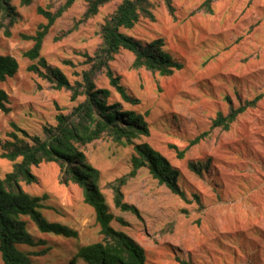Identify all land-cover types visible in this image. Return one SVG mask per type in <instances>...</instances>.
I'll return each mask as SVG.
<instances>
[{
	"label": "rangeland",
	"instance_id": "1",
	"mask_svg": "<svg viewBox=\"0 0 264 264\" xmlns=\"http://www.w3.org/2000/svg\"><path fill=\"white\" fill-rule=\"evenodd\" d=\"M204 1L173 0L176 12L172 17L163 0H153L156 21H145L131 32L146 39H165L166 50L185 64L183 71L161 77L144 69L134 70V56L127 51L110 63L128 93L140 101L136 107L122 102L123 105L143 115L148 113L150 136L135 143H148L178 169L188 198L199 194L204 209L175 196L143 168L122 188L124 202L135 206L140 215L122 212L115 206L110 184L131 171L132 146L123 147L107 135L83 149L88 161L101 173L100 186L110 212L127 223L114 221L112 226L146 250L148 264H179L176 258L196 264L211 254L213 246L220 248L223 241V249L233 246L232 238L237 232L251 227L264 232V99L258 108L240 116L231 131L215 129L188 150L184 159L177 156V151L210 129L218 110L227 111L225 97L238 107L240 99L264 95V0H220L214 3L212 15L198 11ZM12 2L19 18L10 36L6 35L5 25L0 28V55L15 58L20 68L14 78L0 82V89L9 95L11 109L9 114L0 111L2 143L9 140L13 124L30 135L45 138L44 127L55 125L58 113L69 114L83 100L80 97L72 102L69 91H58L54 84L29 72L28 67L36 61L23 56L33 46L24 36L35 35L39 25L47 22L38 14V8L55 13L64 0H35L30 7H21L19 0ZM121 2L107 4L95 18L80 23L86 3L77 0L51 28L41 56L62 69L71 83L81 81L83 71L90 68L86 55L93 57L102 44L100 25ZM1 21L0 15V24ZM95 82L110 89L115 101H121L104 71ZM2 152L0 148V155ZM191 161H210V172L197 177L188 169ZM11 170L12 163L0 158L1 178ZM32 172L39 181L22 183L23 189L32 196L47 195L42 210L46 219L78 232L76 239L42 234L25 217L28 231L51 248L46 256L33 257L34 264H71L80 246L103 238L95 212L84 203L82 189L61 184L57 164L34 166ZM213 177L215 184L210 183ZM219 188L222 191L217 194ZM241 262L250 264L246 259Z\"/></svg>",
	"mask_w": 264,
	"mask_h": 264
},
{
	"label": "trees",
	"instance_id": "2",
	"mask_svg": "<svg viewBox=\"0 0 264 264\" xmlns=\"http://www.w3.org/2000/svg\"><path fill=\"white\" fill-rule=\"evenodd\" d=\"M13 0H0V28L5 25V32L10 36V29L17 23L19 14ZM35 0H19L21 7H30ZM77 0H64V4L55 12L38 8V14L46 19V23L39 25L37 32L32 36H24L33 46L24 53V57L32 62L28 71L54 84L58 91L66 90L71 93V101L83 98L69 114L62 112L55 117V125H47L43 132L45 138L30 135L26 130L13 124L14 131L9 133L5 143L0 140L3 152L1 159L12 163V170L0 176V255L3 264H34V258L46 256L51 250L44 240H37L29 231L24 218H29L42 234H53L67 239H76L78 232L67 225L50 222L42 210L47 195L32 196L27 193L22 183L31 185L39 181L33 174L32 167L42 164L55 163L60 169V182L65 186L71 184L83 191L84 203L90 206L100 226L103 236L100 242L83 245L73 255L71 264H148L146 250L131 236L112 226L114 221L127 225L122 218L115 217L107 205L100 186L101 173L87 159L83 149L89 144L111 136L116 143L123 147L132 146L131 171L110 184L114 193L115 206L122 212H130L139 216L138 209L124 202L122 188L128 180L134 178L138 171L146 168L152 178L159 184L166 186L175 196L188 204H198L203 210L204 204L199 194L193 193L189 199L186 190L182 187L181 172L148 143L136 144L142 137L150 136V127L147 122L148 113L143 115L136 110L127 109L122 102L136 107L139 99L128 93L121 77L116 76L110 63L122 51L134 56L133 69L146 70L161 77H171L175 72L183 71L185 64L166 50V41L162 37L146 39L131 34L135 28L145 21L155 22L153 0H122L116 10L105 18L100 25L102 44L93 57L86 55L88 70L83 71L82 80L71 83L64 71L47 62L41 56L44 41L51 28ZM86 12L80 23L95 18L100 10L115 0H84ZM170 16L175 17L176 9L173 0H163ZM220 0H205L198 11L212 15L213 5ZM66 64H71L66 61ZM19 62L8 55H0V82L14 78L19 72ZM105 72L110 87L120 96L121 101H115L113 92L96 84V77ZM264 99L263 94L242 101L238 107L232 104L229 97L227 111L218 110L212 118L210 129L198 135L182 151H177L179 159H184L188 150L198 145L211 135L215 129L231 131L239 117L246 112L258 108ZM9 95L0 89V111L9 114ZM176 150V147L172 146ZM188 169L197 177L203 178L211 170L210 161L189 162ZM217 180L213 177L211 184ZM222 188L216 191L220 194ZM233 246L223 249V241L213 246L210 255H205L204 261L196 264H246L242 260H250V264H264V232L258 227H251L247 231L237 232L232 238ZM261 241V243L259 242ZM39 249V251H30ZM238 252V253H237ZM179 264H195L184 262L176 258Z\"/></svg>",
	"mask_w": 264,
	"mask_h": 264
}]
</instances>
